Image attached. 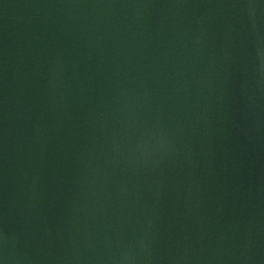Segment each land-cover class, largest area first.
Returning a JSON list of instances; mask_svg holds the SVG:
<instances>
[{"label":"water","instance_id":"95a60500","mask_svg":"<svg viewBox=\"0 0 264 264\" xmlns=\"http://www.w3.org/2000/svg\"><path fill=\"white\" fill-rule=\"evenodd\" d=\"M0 264H264V0H0Z\"/></svg>","mask_w":264,"mask_h":264}]
</instances>
